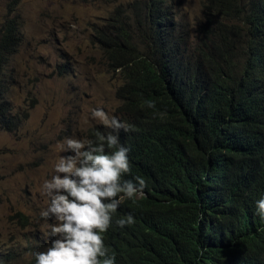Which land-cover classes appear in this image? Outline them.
I'll use <instances>...</instances> for the list:
<instances>
[{
    "label": "trees",
    "instance_id": "obj_1",
    "mask_svg": "<svg viewBox=\"0 0 264 264\" xmlns=\"http://www.w3.org/2000/svg\"><path fill=\"white\" fill-rule=\"evenodd\" d=\"M142 3L130 31L120 22L97 32L123 79L116 115L128 128L118 133L128 149L123 179L145 180L143 193L115 213L131 214L133 223L103 234L107 252L115 264H264L254 204L264 193V0H203L208 24L240 28L229 36L215 25L195 46L175 0ZM21 42L14 16L0 35V128L7 131L23 121L5 98ZM95 131L110 129L97 126L89 138Z\"/></svg>",
    "mask_w": 264,
    "mask_h": 264
},
{
    "label": "rangeland",
    "instance_id": "obj_2",
    "mask_svg": "<svg viewBox=\"0 0 264 264\" xmlns=\"http://www.w3.org/2000/svg\"><path fill=\"white\" fill-rule=\"evenodd\" d=\"M175 2L191 46L213 34L215 25L229 36L240 28L230 20L208 24L203 0ZM142 5V0H0V35L16 16L22 39L6 72L5 98L14 118L23 120L13 131L0 128L2 261L34 264L31 253L44 250L47 227L39 211L47 201L40 185L58 157L68 154L59 142L104 127L90 119L91 108L116 117L121 105L117 90L123 79L108 65L97 32L120 22L130 31Z\"/></svg>",
    "mask_w": 264,
    "mask_h": 264
},
{
    "label": "clouds",
    "instance_id": "obj_3",
    "mask_svg": "<svg viewBox=\"0 0 264 264\" xmlns=\"http://www.w3.org/2000/svg\"><path fill=\"white\" fill-rule=\"evenodd\" d=\"M147 107L154 105L147 102ZM89 117L110 131L59 142L60 151L68 154L58 157L40 185L47 204L39 217L47 236L44 250L31 253L34 264H115L103 234L110 226L123 228L134 221L131 214L115 216L122 202L141 195L145 188L140 176L123 179L129 172L128 149L119 143L118 133L128 128L102 107L91 108ZM254 204L255 215L264 224V193Z\"/></svg>",
    "mask_w": 264,
    "mask_h": 264
}]
</instances>
